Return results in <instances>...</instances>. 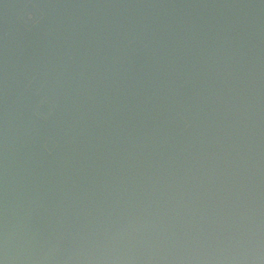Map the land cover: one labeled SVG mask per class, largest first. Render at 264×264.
<instances>
[{
  "label": "water",
  "instance_id": "obj_1",
  "mask_svg": "<svg viewBox=\"0 0 264 264\" xmlns=\"http://www.w3.org/2000/svg\"><path fill=\"white\" fill-rule=\"evenodd\" d=\"M0 264H264V0H0Z\"/></svg>",
  "mask_w": 264,
  "mask_h": 264
}]
</instances>
